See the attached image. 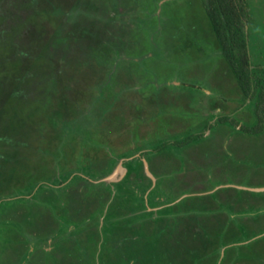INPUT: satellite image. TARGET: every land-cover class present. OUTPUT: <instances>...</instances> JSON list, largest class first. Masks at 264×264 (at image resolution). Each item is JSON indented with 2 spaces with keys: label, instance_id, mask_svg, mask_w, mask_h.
Listing matches in <instances>:
<instances>
[{
  "label": "rangeland",
  "instance_id": "374dc122",
  "mask_svg": "<svg viewBox=\"0 0 264 264\" xmlns=\"http://www.w3.org/2000/svg\"><path fill=\"white\" fill-rule=\"evenodd\" d=\"M204 1L0 0V264H264V131Z\"/></svg>",
  "mask_w": 264,
  "mask_h": 264
},
{
  "label": "trees",
  "instance_id": "16d2710c",
  "mask_svg": "<svg viewBox=\"0 0 264 264\" xmlns=\"http://www.w3.org/2000/svg\"><path fill=\"white\" fill-rule=\"evenodd\" d=\"M250 1L205 0L204 5L217 45L225 57L230 72L238 82L242 96L245 100L254 101L253 110L256 125L243 124L239 130L248 133H260L264 131V68L254 66L250 57L248 26L253 16L251 12L253 7H251ZM253 3L257 8L258 4ZM60 87L64 89L65 84ZM58 92L61 93V90ZM239 123L238 121L233 122V125L237 127ZM185 141L189 142V139ZM179 144L183 145V141ZM134 170L136 171V168H132V171Z\"/></svg>",
  "mask_w": 264,
  "mask_h": 264
},
{
  "label": "flooded vegetation",
  "instance_id": "af4514ba",
  "mask_svg": "<svg viewBox=\"0 0 264 264\" xmlns=\"http://www.w3.org/2000/svg\"><path fill=\"white\" fill-rule=\"evenodd\" d=\"M132 161H133V160H132ZM135 161H136V160H135ZM135 161H134V162H135ZM141 161H142V160H141ZM141 161H140V162H141ZM142 162H143V161H142ZM114 169H115V168H114ZM143 170H145V167L143 168ZM127 174H128V173H127ZM66 182H67V181H66Z\"/></svg>",
  "mask_w": 264,
  "mask_h": 264
},
{
  "label": "clouds",
  "instance_id": "9594fccd",
  "mask_svg": "<svg viewBox=\"0 0 264 264\" xmlns=\"http://www.w3.org/2000/svg\"><path fill=\"white\" fill-rule=\"evenodd\" d=\"M148 174H150V172H148Z\"/></svg>",
  "mask_w": 264,
  "mask_h": 264
}]
</instances>
